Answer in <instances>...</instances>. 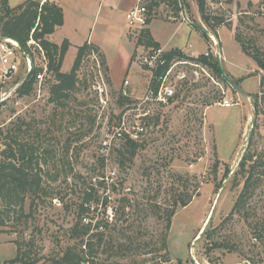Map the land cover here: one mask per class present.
I'll return each instance as SVG.
<instances>
[{
  "label": "rangeland",
  "instance_id": "1",
  "mask_svg": "<svg viewBox=\"0 0 264 264\" xmlns=\"http://www.w3.org/2000/svg\"><path fill=\"white\" fill-rule=\"evenodd\" d=\"M26 1L8 0L12 8ZM185 2L193 25L182 23L181 13L175 15L166 5L154 12L152 25L155 23L169 29L167 33L157 31L160 39L170 37L182 24L180 26L184 29L177 33L179 45L188 49L193 45L191 50L197 56L209 52L214 57L213 48L204 38L205 31L200 29L205 28L210 42L212 35L218 46L221 41L224 47L226 60L221 63L228 77V71L235 69L231 63L242 61L232 36L235 38L240 34L246 46L264 53V0H206V15L222 17L226 21L216 30L217 36L202 20L196 0ZM115 19L127 23L122 14H116ZM122 27L100 22L93 28L92 38L94 35L95 39L102 37L106 52L117 58L115 69L120 65L115 78L121 83L115 84L106 55L95 45L97 48L93 51L100 56L109 89L107 104L100 102L94 89L98 75L90 57L93 51L84 57L78 73L79 87L67 109H55L49 103L55 78L48 70L46 57L34 47L31 54L35 67L42 70V78L32 93L22 96L17 92L28 78L24 67L13 79L0 86V130L10 131L24 121L31 126L26 132L29 141L53 151L43 184L46 204L38 201L24 234L33 242L32 257L42 260L61 257L67 248L73 246L90 264H251V261L262 264L264 243L253 240L249 224L239 216L231 217V213L244 187L243 179L234 174L241 161L239 157L245 154L250 144L251 153H264V112L256 119L254 98L259 93L264 71L260 75L255 70L250 72L244 79L247 83L239 84L250 95L251 99H248L238 91L234 93L233 87L227 86L207 66V73L202 72L197 77L188 70L193 83L177 89L178 99L173 104L154 109L155 117L148 126L147 135L142 138L137 156L130 161L127 154L123 159L118 150L124 139L113 141L111 149L106 151L102 143L108 132L118 126L127 107L132 105L122 107L118 104L122 83L130 80L133 98H139L144 93L146 78L139 61L143 49L138 46L144 28L130 30ZM127 33L139 51H131L130 41L125 38ZM92 38L88 40L86 35L79 43H91ZM49 40L53 42L51 36ZM78 48L73 47L68 52L63 72L71 71ZM129 56L130 68L126 73V64L123 63ZM245 56L248 59L245 65L255 63ZM3 91L6 96H2ZM220 96L238 103V106L231 109L216 107L209 111L206 121L205 104ZM253 122L256 127H253L249 140ZM3 148L1 145L0 150ZM113 172L115 175L111 174ZM90 186H94L96 196H99L100 201L93 202V206L99 207L94 213L99 215L98 221L104 222L101 224L104 229H94L103 240L99 248L95 247V255L88 257L81 253L80 241L71 238L70 230L78 221V206ZM187 196H193L192 202L185 208L179 207L170 229H167V222L163 219L165 214L172 210L178 197ZM254 196L250 213L252 217L263 219L264 183L256 189ZM31 200L28 197L25 206L28 214ZM108 222L129 229L126 236L112 231L113 225L106 227ZM205 222L208 224L201 234ZM25 229V225L17 229L0 227V262L16 257V246L4 242H21L23 235L20 232ZM94 242L97 244L99 240ZM122 245L124 250L120 249ZM209 245L214 247L207 256L205 251ZM130 246L132 250L126 249Z\"/></svg>",
  "mask_w": 264,
  "mask_h": 264
},
{
  "label": "trees",
  "instance_id": "2",
  "mask_svg": "<svg viewBox=\"0 0 264 264\" xmlns=\"http://www.w3.org/2000/svg\"><path fill=\"white\" fill-rule=\"evenodd\" d=\"M147 8L150 18L147 20L148 25L152 22L153 12L158 10L162 5H166L174 11L175 15L180 14L184 7L187 9L185 0H146ZM202 20L210 27L217 36L216 30L225 25L226 21L222 17H210L206 15V0H196ZM65 22L64 10L56 2L51 0H27L25 3L12 8L9 6L8 0H0V36L1 38H9L19 43L23 49H28V43L31 38L41 46L45 52V57L48 60V70L52 72L55 82L50 88L49 103L59 110H64L69 107L71 98L78 90L79 84V70L82 66L85 55L88 52L95 50L97 47L93 44L86 43L78 48V54L75 59L74 65L69 72H63V64L65 58L70 49V42L64 40L61 45H58L49 40L58 28L62 27ZM205 38L210 41L207 33H204ZM236 42L240 45L242 52L249 56L257 65V67L264 71V53L258 49L252 50L246 46L244 39L239 34L235 37ZM145 46L147 48H161L160 44L156 42L151 34L149 28H144L141 31L138 46ZM169 59L172 57L194 59L185 55L182 50L174 49L168 52L166 55ZM211 57V56H210ZM205 66L210 68L227 86L229 82L223 77L220 68V63L215 57L207 58L200 56L198 59ZM42 70L34 67L32 72L28 75L23 85L17 90L22 96H28L34 90L35 85L38 83V76ZM236 84L238 82L234 81ZM230 87V86H229ZM234 93H238L233 88ZM259 93L264 92V75L261 76ZM259 93L254 96L255 98V117L256 119L264 112L262 102L260 100ZM178 99V96L172 101L173 104ZM224 96L215 98L213 101H207L205 108H209L212 105L222 103ZM133 101L129 98H125L120 95L118 104L120 106L130 105ZM1 105V104H0ZM256 124L254 126V129ZM31 128L30 124L22 121L15 129L10 131H1V145L4 146L0 150V227H15L25 225V231H21L23 239L15 241L14 244L17 247V255L13 259L5 260L0 264H82L88 261L83 259L77 248H67L61 257L49 258L42 260V258L31 255L33 248L32 240H27L24 236L28 229V221L33 217L35 208L38 207V203L46 204V200L43 197L46 196V190L43 187L44 178L46 173V166L49 163V157L53 153L49 148H44L42 144L32 143L26 136V132H29ZM39 136V134L37 135ZM141 142H135L129 138L125 139L123 146L118 150V155L121 158H125L128 154L130 161L134 160L140 150ZM251 147V144H250ZM249 149L245 152L238 165V170L235 171V176L243 179L244 187L238 196L231 217L239 216L249 224L251 229L252 239L259 243H264V218L252 217L250 208L252 202L256 196H254L256 189L264 183V153L258 155L253 154ZM68 151V150H67ZM123 164V163H121ZM113 191L116 188L113 187ZM28 197L32 198L30 208L31 211L26 213L25 206ZM193 196H187L186 198H177L173 204V208L166 217L163 218L167 222V229L171 227L172 218L176 215L179 207H187L192 202ZM39 201V202H38ZM100 201L99 196H96L94 186H90L85 192L83 202L78 206L77 223L70 230L71 238L80 241V247L82 248V254L89 257L95 255V247H100L102 243V236L99 233H94V229L98 230L103 224V221L99 220V215L92 213V207L94 211H98L99 207L93 206V202ZM95 205V204H94ZM106 208V207H105ZM117 216V213L116 215ZM159 216V215H158ZM89 217L91 222L85 224L83 220ZM96 220V221H95ZM95 222V223H94ZM106 227L110 222L105 223ZM129 229L120 228L118 225H113L112 231H115L119 236H126V232ZM8 233V232H6ZM99 240V242L94 241ZM85 247V249H84ZM163 249L166 246L163 244ZM213 247L209 245L206 247V255L209 256ZM123 249V245L120 248ZM128 250H132V247H126ZM139 249V248H137ZM160 249L159 250H163ZM163 250V251H164ZM167 255V254H166ZM168 262V260H164ZM102 264V263H101ZM110 264V263H105ZM114 264V263H111ZM251 264H257L251 261ZM264 264V260L262 262Z\"/></svg>",
  "mask_w": 264,
  "mask_h": 264
},
{
  "label": "built area",
  "instance_id": "3",
  "mask_svg": "<svg viewBox=\"0 0 264 264\" xmlns=\"http://www.w3.org/2000/svg\"><path fill=\"white\" fill-rule=\"evenodd\" d=\"M181 17L182 23L192 25L193 21L190 19L188 11L185 7L181 12ZM126 18L130 30L148 27L147 20L150 18V15L147 8V1L139 0L137 5L128 12ZM210 37L212 40V48L215 53L214 57L219 61V63H221L224 61V57L219 49L218 42L212 35H210ZM33 47L45 56L44 50L32 38L28 43V49H23L18 42L12 39H0V86H3L8 81L13 79L21 67H24L28 74L32 72L35 67L34 59L31 54ZM139 47L140 49H143L142 53L139 52V61L143 66L146 78L143 89L144 93L139 98H133L132 82L126 79L122 83L119 91L120 95L131 99L133 103L124 111L118 126L113 128L112 131L108 130L109 132L102 143L104 151L110 150L112 142L115 140H125L129 138L135 142H141L142 138L147 135L148 126L155 117L154 109L156 107L160 108L163 105L172 104L171 102L174 101L177 96V89L182 88L184 85L185 87H189V85L193 83L194 80L192 81L191 77L188 76V70L193 71L196 77L202 72L207 73L205 69L206 66L198 60L200 55L197 56L193 53L182 50L185 55L194 59L179 57H172L169 59L166 56L169 51L166 52L162 48H147L142 45ZM192 48L193 45H190L189 51ZM145 49L146 51H144ZM203 56L208 58L211 54L206 52ZM90 57L95 62V67L97 68L98 80L94 85L95 92L99 96L100 102L102 104H107L109 101V89L102 70L100 56H98V53L93 51ZM38 78H42V74H40ZM1 94L2 96H6L7 93L3 91ZM259 95L262 102L264 92L259 93ZM220 104L226 108L238 105V103H232L227 99L223 100ZM111 174L115 175L114 172ZM111 180L113 181V179ZM94 209L95 208L92 207V213L95 212ZM83 222L85 224H89L91 219L87 217L83 220ZM103 229V226H101L98 230ZM82 264H85V262H82Z\"/></svg>",
  "mask_w": 264,
  "mask_h": 264
},
{
  "label": "crops",
  "instance_id": "4",
  "mask_svg": "<svg viewBox=\"0 0 264 264\" xmlns=\"http://www.w3.org/2000/svg\"><path fill=\"white\" fill-rule=\"evenodd\" d=\"M51 1H56L63 8L64 16H65L64 25L57 29V31L51 36V39L53 40V42H55L58 45H60L64 40H68L71 44L70 49H69V51H70L71 48H73V47L78 48V47L83 46L82 45L83 43L81 44L79 42L82 41L86 35H88V40H90L93 37V35H92L93 34V28H95V26H97V23L103 22L106 25H112V26H116V27L123 26L124 29L126 27H128V22L127 23L119 22V20L115 19L116 14H122L123 19L125 18L127 21L126 16H127L128 12L130 10H132L137 5L139 0H51ZM180 25H182V24H180ZM180 25H179V27H177L175 32L170 37H167V38L161 37L164 39H160L156 35V33H157V31L167 33L169 29H165V27H162L160 25L156 26L155 23L152 25V22L148 25V28L150 29L154 40L156 42H158L160 44V47L162 49H164L166 52L174 50V49H180V50H183L186 52L197 54L193 50L189 51V49L186 46L183 47V45H179L180 36L177 35V33H179L182 29H184L183 26L181 27ZM192 25H193V22H192ZM200 29H202V28H200ZM191 30H194V29L191 28ZM232 37H233L234 47L238 51V55L242 59V61H241V63L236 62V61L231 63L232 66H235V69L229 70L228 73H229V76L231 77V79L233 81L238 82V86H239V84L244 85L247 83L244 79L249 77L248 75L250 74V72L253 73V71L255 70V72L259 73V75H260L261 70L253 62L251 63L250 66H247V64L246 65L244 64V63H247L248 59L241 52V48L239 47V45L235 41L234 36H232ZM125 38H126V40H127V38L129 39L128 33L125 36ZM204 38H205V36H204ZM93 39H95V35H94V38H92V42L90 43V41H89L87 43L96 45L98 48H100L104 52V54L106 55L107 61H108V67H109V71L111 73V77L113 79V82L115 84L121 83L120 79L115 78L116 77L115 74L118 71L117 69H118V67L120 68V65H119L117 67V69H115V65L117 64V58L116 57H114V58L110 57L109 54L106 52V49L103 47V43H102L103 38L102 37L96 38L95 41H93ZM129 41H130V44L132 47L131 51L133 53H135L136 51H139V48L135 49V45L133 44V42H131L130 39H129ZM174 41L176 44L172 45V42H174ZM207 42H209L211 47H212V42H210L208 40H207ZM219 49H220L221 53H223L222 55L224 57V60H226L225 55H224V47L222 46L221 41L219 44ZM199 54H201V53H199ZM0 57H1V54H0ZM130 59H131V56H129V59H126V61L123 63V64H126L124 67V68H126V71H125L126 73L130 68V62H131ZM65 60H66V58H65ZM63 67H64V64H63ZM118 81H120V82L118 83ZM245 94H247V93L245 92ZM248 99H251L250 95H248ZM235 106H238V105H234L230 108H226V107L222 106L220 103L212 105L211 107L207 108L205 111V113H206L205 114V120L208 121L207 117H208L209 111L216 108V107L231 109ZM248 120L251 121V117H249ZM204 226H205V224H204ZM4 243H6L10 246L15 245L12 241H5ZM16 250H17V247H16Z\"/></svg>",
  "mask_w": 264,
  "mask_h": 264
},
{
  "label": "water",
  "instance_id": "5",
  "mask_svg": "<svg viewBox=\"0 0 264 264\" xmlns=\"http://www.w3.org/2000/svg\"><path fill=\"white\" fill-rule=\"evenodd\" d=\"M202 30H204L207 34H209V32L205 29V28H203L202 27ZM0 39H2L1 38V36H0ZM4 39H6V38H4ZM7 39H9V38H7ZM220 65H221V70H222V73H223V75H224V77L227 79V81L229 82V84L233 87V88H235L239 93H241L242 95H244L246 98H248V95L247 94H245V92L238 86V84H236L230 77H228L227 76V74H226V72H225V70H224V68L222 67V63H220ZM29 75V74H28ZM28 75L26 76V78L28 77ZM25 78V79H26ZM24 79V80H25ZM254 122H253V124H252V128H251V131H250V134H249V137H248V139L250 140V137H251V133H252V129H253V127H254ZM211 219V218H210ZM210 221V220H209ZM208 221V222H209ZM208 222H207V224H208ZM204 230H205V228H204Z\"/></svg>",
  "mask_w": 264,
  "mask_h": 264
},
{
  "label": "bare ground",
  "instance_id": "6",
  "mask_svg": "<svg viewBox=\"0 0 264 264\" xmlns=\"http://www.w3.org/2000/svg\"><path fill=\"white\" fill-rule=\"evenodd\" d=\"M213 38L216 40V38L213 36ZM250 131L251 130H249V133H248V137H249V134H250ZM242 156H243V154H241V156L239 157V161L241 160V158H242ZM238 164V163H237ZM237 167V166H236ZM208 219H209V217H208ZM207 225V222H206V224H205V226ZM205 226H204V228H205ZM204 232V229H203V231L201 232V234Z\"/></svg>",
  "mask_w": 264,
  "mask_h": 264
}]
</instances>
